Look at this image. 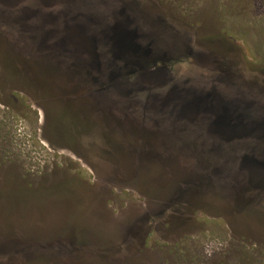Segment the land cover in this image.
<instances>
[{
    "label": "rangeland",
    "instance_id": "obj_1",
    "mask_svg": "<svg viewBox=\"0 0 264 264\" xmlns=\"http://www.w3.org/2000/svg\"><path fill=\"white\" fill-rule=\"evenodd\" d=\"M0 24V264H264V0H0Z\"/></svg>",
    "mask_w": 264,
    "mask_h": 264
},
{
    "label": "trees",
    "instance_id": "obj_2",
    "mask_svg": "<svg viewBox=\"0 0 264 264\" xmlns=\"http://www.w3.org/2000/svg\"><path fill=\"white\" fill-rule=\"evenodd\" d=\"M1 28H3L2 27V25L0 24V33H1ZM17 37L19 38V43L18 44H16V51L17 52H19V54L20 53H22V54H24V55H27V56H34V55H32V54H34V53H36V52H32V50H31V48H29V47H27L26 45H24V42L22 41V34H20L19 33V31H17ZM19 47H20V49H19ZM37 54V53H36ZM219 72H221L222 74H228V70H229V68L226 66V64H223V63H221L220 64V66L218 67V69H217ZM230 75V74H229ZM246 92L248 93V94H252V95H258V96H261V93H262V91H259V89H256V90H246ZM230 104V103H229ZM220 106H221V108H224L223 107V104H220ZM123 108H126V104L125 103H123ZM226 108H228V107H226ZM125 113V112H124ZM231 114V113H230ZM243 115V114H242ZM242 119V118H241ZM259 122V121H258ZM145 150V149H144ZM190 182H192V181H190ZM193 183V182H192ZM198 184V183H197Z\"/></svg>",
    "mask_w": 264,
    "mask_h": 264
},
{
    "label": "flooded vegetation",
    "instance_id": "obj_3",
    "mask_svg": "<svg viewBox=\"0 0 264 264\" xmlns=\"http://www.w3.org/2000/svg\"><path fill=\"white\" fill-rule=\"evenodd\" d=\"M19 49H20V47H19Z\"/></svg>",
    "mask_w": 264,
    "mask_h": 264
}]
</instances>
